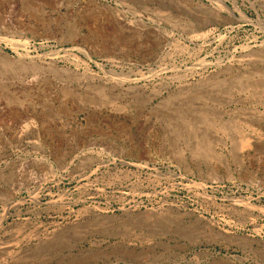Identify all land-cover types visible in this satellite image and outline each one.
<instances>
[{"label": "rangeland", "instance_id": "374dc122", "mask_svg": "<svg viewBox=\"0 0 264 264\" xmlns=\"http://www.w3.org/2000/svg\"><path fill=\"white\" fill-rule=\"evenodd\" d=\"M0 264H264V0H0Z\"/></svg>", "mask_w": 264, "mask_h": 264}]
</instances>
